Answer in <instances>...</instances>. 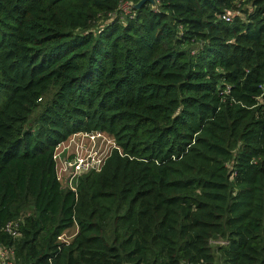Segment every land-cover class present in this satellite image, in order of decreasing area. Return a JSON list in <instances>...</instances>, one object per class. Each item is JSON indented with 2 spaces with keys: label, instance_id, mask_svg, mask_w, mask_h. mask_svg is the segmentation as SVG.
Returning <instances> with one entry per match:
<instances>
[{
  "label": "trees",
  "instance_id": "16d2710c",
  "mask_svg": "<svg viewBox=\"0 0 264 264\" xmlns=\"http://www.w3.org/2000/svg\"><path fill=\"white\" fill-rule=\"evenodd\" d=\"M138 1L0 0V245L17 264H264V0ZM79 132L114 147L73 191L53 153Z\"/></svg>",
  "mask_w": 264,
  "mask_h": 264
},
{
  "label": "built area",
  "instance_id": "2783aa9c",
  "mask_svg": "<svg viewBox=\"0 0 264 264\" xmlns=\"http://www.w3.org/2000/svg\"><path fill=\"white\" fill-rule=\"evenodd\" d=\"M127 5V4H126ZM126 5H123L124 7ZM223 19L226 21L229 20V16L224 15ZM81 133V132H79ZM87 133V132H85ZM78 134V133H75ZM93 133H89V139L93 140L96 139L94 136H92ZM82 135V133H81ZM88 136V134H86ZM101 135H99L100 137ZM59 142L56 144L54 148L53 153V159L55 161V170H56V177L59 182L62 183L63 186L75 190L76 187V180L77 178L89 170H98L100 165L103 163V161L96 162L95 156L97 155L96 151H93V146L91 147V153L87 151L85 158L75 157L72 159L63 158L61 156L62 150L60 149L61 143ZM60 149V150H59ZM93 149V150H92ZM104 160V159H103ZM17 224L16 222H8L5 224V231H7L12 236H17ZM71 238V235L62 233L60 236L57 237L58 240H60L63 243L69 242ZM211 242V241H210ZM219 244H223L224 242L222 240L218 241ZM0 264H17V259L15 257V252L12 247H7L4 245H0Z\"/></svg>",
  "mask_w": 264,
  "mask_h": 264
},
{
  "label": "rangeland",
  "instance_id": "374dc122",
  "mask_svg": "<svg viewBox=\"0 0 264 264\" xmlns=\"http://www.w3.org/2000/svg\"><path fill=\"white\" fill-rule=\"evenodd\" d=\"M81 133L70 135L66 140H64L63 143H61L60 149L62 150L61 156L63 158H85L87 151L90 152L89 155L92 154L91 147L93 146L94 150H92L97 152V155L95 156L96 162H102L103 159L108 155L110 149L114 147L112 139L105 133L93 132L92 136H94V138L97 137L93 140L89 139V133ZM86 134H88V136ZM99 135L101 136L99 137ZM71 232H73V230ZM71 232L68 235H71ZM219 240H212L210 243H212V246H214V244H219Z\"/></svg>",
  "mask_w": 264,
  "mask_h": 264
},
{
  "label": "water",
  "instance_id": "95a60500",
  "mask_svg": "<svg viewBox=\"0 0 264 264\" xmlns=\"http://www.w3.org/2000/svg\"><path fill=\"white\" fill-rule=\"evenodd\" d=\"M150 3L152 7L155 6V0H139L137 3L129 2V5H131L134 9H138L142 4L144 3Z\"/></svg>",
  "mask_w": 264,
  "mask_h": 264
}]
</instances>
